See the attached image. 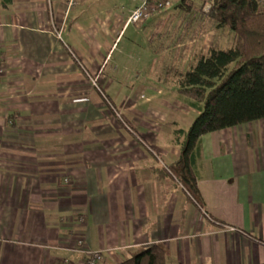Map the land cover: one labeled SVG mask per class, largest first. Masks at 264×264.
I'll use <instances>...</instances> for the list:
<instances>
[{"label":"crops","instance_id":"0c3cea01","mask_svg":"<svg viewBox=\"0 0 264 264\" xmlns=\"http://www.w3.org/2000/svg\"><path fill=\"white\" fill-rule=\"evenodd\" d=\"M93 1L0 0V264H119L158 243L170 264H263L264 118L201 137L205 213L160 170L172 124L199 113L174 73L216 45L156 36L169 9L127 24L140 0Z\"/></svg>","mask_w":264,"mask_h":264},{"label":"trees","instance_id":"16d2710c","mask_svg":"<svg viewBox=\"0 0 264 264\" xmlns=\"http://www.w3.org/2000/svg\"><path fill=\"white\" fill-rule=\"evenodd\" d=\"M2 2L8 7L12 0ZM177 6L190 12L193 3L180 0ZM204 9V15L214 22L217 30L227 34L229 41L226 45L211 46L207 52H197L187 71L174 73L178 97L199 113L188 128L172 124L171 141L180 155L162 168L160 175L171 176L206 213L196 155L201 137L264 118V8L258 0H209ZM119 264H170V261L166 246L158 243L137 249Z\"/></svg>","mask_w":264,"mask_h":264},{"label":"rangeland","instance_id":"374dc122","mask_svg":"<svg viewBox=\"0 0 264 264\" xmlns=\"http://www.w3.org/2000/svg\"><path fill=\"white\" fill-rule=\"evenodd\" d=\"M124 1L127 2L128 0H106V2H101V3L110 4L111 7L113 8L117 6L116 8L118 10H121V6ZM193 1H192L193 6L190 12H185L183 10L176 12L174 11L173 8L169 9V11L170 10L171 11L169 12L168 16L173 18L172 19L169 18L167 20L168 22H165L166 25L165 24L163 25L161 23V26H159L158 31L155 32L156 34L158 33V35L156 36L161 37L164 32L169 36L175 35L182 38H185L186 35L187 36L189 35L192 38L191 40H193L195 46V43L200 44L205 39L204 35H206L207 38L208 37L211 38L210 44H215L216 46L226 45L229 41L227 34L217 30L214 25V22L207 15H204V13L202 12V9L207 7L209 0H193ZM166 13L167 12H165V14ZM150 33L151 31L146 30L142 34L145 37H147L146 42L147 40L152 38V34ZM131 34H132V27L130 28V30L127 31L126 37ZM156 41L158 40L156 39ZM190 60L191 59H188L189 63H191Z\"/></svg>","mask_w":264,"mask_h":264},{"label":"built area","instance_id":"2783aa9c","mask_svg":"<svg viewBox=\"0 0 264 264\" xmlns=\"http://www.w3.org/2000/svg\"><path fill=\"white\" fill-rule=\"evenodd\" d=\"M80 0H68V10H72L77 6ZM180 0H140L139 4L131 11L127 24L143 25L150 20L153 15L173 8ZM262 8H264V0H258ZM3 59L0 55V74L3 72ZM93 85H97V78H91ZM82 220V219H81ZM77 244L83 247V239H78ZM86 264H98L103 255L101 251L86 252Z\"/></svg>","mask_w":264,"mask_h":264}]
</instances>
